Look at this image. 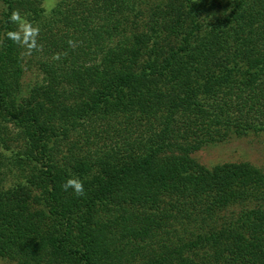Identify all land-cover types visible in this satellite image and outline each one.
Wrapping results in <instances>:
<instances>
[{"label": "trees", "instance_id": "1", "mask_svg": "<svg viewBox=\"0 0 264 264\" xmlns=\"http://www.w3.org/2000/svg\"><path fill=\"white\" fill-rule=\"evenodd\" d=\"M0 5V39L19 9L43 45L30 88L28 56L0 48L1 259L264 264V169L194 156L264 132V0ZM70 175L85 197L61 189Z\"/></svg>", "mask_w": 264, "mask_h": 264}, {"label": "rangeland", "instance_id": "2", "mask_svg": "<svg viewBox=\"0 0 264 264\" xmlns=\"http://www.w3.org/2000/svg\"><path fill=\"white\" fill-rule=\"evenodd\" d=\"M146 8H143L144 13L147 12ZM2 10L0 5V15ZM26 62L28 67L23 77V84L25 88H30L41 81V75L32 57L28 56ZM194 156L199 163L206 167L229 162H247L257 168L264 169V132L231 137L225 142L206 145ZM15 174L18 175V172L16 171ZM11 177L13 180L16 179L15 175ZM0 264H8V262L0 258Z\"/></svg>", "mask_w": 264, "mask_h": 264}, {"label": "clouds", "instance_id": "3", "mask_svg": "<svg viewBox=\"0 0 264 264\" xmlns=\"http://www.w3.org/2000/svg\"><path fill=\"white\" fill-rule=\"evenodd\" d=\"M59 0H41V10L44 17H51L52 13L56 9ZM30 13H21L19 9H13L6 24L14 25L13 28L6 30L4 37L0 39V48L5 46V40L11 41L23 51L21 57L31 56L34 52H41L43 45L39 43V37L41 34L40 24L29 19ZM69 48L75 50L78 46V42L69 39L67 41ZM62 56H67V52L55 53L53 55L54 60L61 59ZM4 155L11 156L12 153L3 149ZM85 181L80 177L70 175L60 185L61 189L65 192L72 191L73 195L77 198H83L86 196L84 187Z\"/></svg>", "mask_w": 264, "mask_h": 264}]
</instances>
